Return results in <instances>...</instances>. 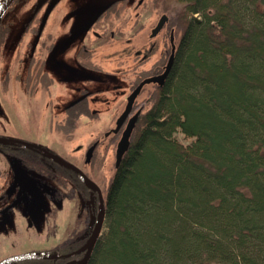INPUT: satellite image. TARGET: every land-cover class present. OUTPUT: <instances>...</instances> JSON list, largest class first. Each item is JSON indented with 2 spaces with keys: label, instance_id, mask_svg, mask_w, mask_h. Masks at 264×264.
<instances>
[{
  "label": "trees",
  "instance_id": "16d2710c",
  "mask_svg": "<svg viewBox=\"0 0 264 264\" xmlns=\"http://www.w3.org/2000/svg\"><path fill=\"white\" fill-rule=\"evenodd\" d=\"M152 2L173 15L175 62L106 189V231L91 251L6 264H264V0ZM67 111L61 128L75 129L72 116L89 108ZM32 151L37 173L84 182Z\"/></svg>",
  "mask_w": 264,
  "mask_h": 264
},
{
  "label": "rangeland",
  "instance_id": "374dc122",
  "mask_svg": "<svg viewBox=\"0 0 264 264\" xmlns=\"http://www.w3.org/2000/svg\"><path fill=\"white\" fill-rule=\"evenodd\" d=\"M102 1L78 0L75 4L80 11L89 14L96 3ZM38 2L15 0L10 12L0 21V136L30 140L47 151L52 159L64 158L76 165L97 183L104 197L115 174L116 148L122 131L107 137L105 134L115 127L117 118L124 111L137 72L149 70L161 57L167 61L171 51V30L176 42L180 34L173 25L171 13L163 12L160 6L155 7L152 0H145L141 6L139 0H131V18L126 24L123 20L117 21L113 27L116 32L113 50L101 42L93 45L96 54L90 61L98 69L80 65L81 58L76 56L78 47L87 43L83 39L85 36L79 38L73 48L62 49V56L58 51L54 63L51 54L34 53L32 47L37 34L34 30L41 24L34 22L29 27L27 24ZM163 14L169 16L170 22L151 39V30ZM70 27L65 17L59 20L58 16L49 20L46 31L60 32L61 37H56V46H60ZM152 46H156L153 56L150 55ZM124 48L127 51L130 48V52L126 54ZM137 50L144 52L140 51L137 56ZM108 52H114L111 58H107ZM147 55L150 58L145 62ZM67 65L75 70L68 69ZM45 70L48 72L46 79L42 73ZM154 90L153 85L143 90L135 111L149 107ZM85 93L91 94L86 99L89 113H77L76 118L72 116L75 129L61 128L68 118V106ZM175 136L183 144L192 142L179 132ZM96 140L100 141L95 152L97 161L86 164V152ZM20 172L23 175L19 189L11 181H5L3 186L6 197L14 196L16 208L3 215L0 210V263L29 254L56 256L71 247H77L75 252H80L88 243L99 216H104L97 192L69 172L50 173L47 170L39 174L36 171L32 181L35 199L30 200L29 209L26 197H22L27 191L26 185H21L26 174L21 167ZM105 231L104 222L101 234ZM80 261L74 257L67 264H79Z\"/></svg>",
  "mask_w": 264,
  "mask_h": 264
},
{
  "label": "flooded vegetation",
  "instance_id": "af4514ba",
  "mask_svg": "<svg viewBox=\"0 0 264 264\" xmlns=\"http://www.w3.org/2000/svg\"><path fill=\"white\" fill-rule=\"evenodd\" d=\"M76 1H78V0H46L45 3L37 11L38 5L41 2V0H39V2L36 4V7L34 8L32 18L29 19V22L27 24V27L32 25L34 22L41 24L40 28H38V30H34V27L36 25L33 26V28H32V31L34 30L37 32V34L34 35V36H36V38L33 42L32 47L34 46L33 47V49L35 50L34 53L35 52H39V53L43 52V53L51 54L52 61L54 63H56V53L58 51L62 56V49L68 48V46H70V48H73L75 42L79 38H81L82 36L83 37L85 36L83 39H84V42L87 41V43H83V44H81V46L78 47V49L76 51V56H77V58H81L79 61L80 65H84L85 67L90 68V69H98V67L93 65L92 62L90 61V58L96 54V53H94V51H96V50L93 48V45L97 44L98 42L99 43L101 42V43H103V45H107L109 49L113 50L112 41L115 39V36H116V32L113 29V27L116 25L117 21H118V23H120L123 20L124 24H126V22L129 20V18H131V8H132L131 0H117V1L116 0H103L102 3H99V4L96 3V6L94 7L95 9L92 10L89 14L88 13L86 14L85 12L80 11L78 8H76V4H75ZM93 1H98V0H93ZM144 2H145V0H139L138 5L141 6L144 4ZM10 7L4 13L5 15H7L10 12ZM100 7H106V8L101 13V15L98 17V19L93 22V24L91 25V27L89 29L84 30L80 34H77L81 30V28H83L86 24H88L95 17V15L97 14ZM163 15H165V14H163ZM58 16H59V20H62L65 17L66 23L71 26L68 29V32L65 35H63L65 37L64 38L65 41L61 42L60 46H56L57 45L56 44V37H58V38L61 37V35H59L60 32L55 33V32H47L46 31L49 20L52 17L57 18ZM3 17H4V15H3ZM161 17L159 18L158 22L155 24V26L151 30V34H150L151 39L156 38L165 29V27L170 22V18H169V20L166 23V25L164 26V28L157 35L152 37L153 30L155 29V27L159 23ZM172 32L173 31L171 30V33ZM171 33H170V37H171ZM27 38H29V36ZM129 40L130 39H128V41ZM155 47L156 46H152V48L150 50V55H152V56L154 55V52L156 49ZM140 51L144 52V50H137V53H136L137 56L140 54ZM123 52H125L126 54L129 53L130 48L128 49V51L124 48ZM72 53H74V52H72ZM113 54H114V52H111V53L108 52L107 58H111ZM170 54H171V51H170ZM150 55L145 56V62L147 61V59ZM169 57H170V55H169ZM163 60H164V58L161 57L158 61H156L153 64L152 67L149 68V70H144V71L142 70V71L137 72L135 79H134V82L132 84L133 88H132L131 92L129 93V95L145 78L159 75L164 71V67L167 64L168 60L165 61L164 65H162L161 62ZM32 62H33V60H31V64H32ZM44 64H45V62L43 63V66H44ZM159 64H161V66L157 67ZM66 67L70 70H75L74 67H70L68 65ZM154 68H156V70H154ZM36 72H37V69H36ZM36 72H35V74H36ZM149 72L151 74L147 76V74H149ZM42 73H43V75L46 74V76H48V72L46 70ZM28 74L30 75L29 69H28ZM52 79L53 78L51 77L50 81ZM149 85H153V86H155V88L161 87L158 84H149ZM147 86L148 85L144 86L143 90ZM143 90H142V92H143ZM142 92H141V94H142ZM83 96H86V97L84 99H82L80 102L86 101V99L88 97H90L91 94L85 93L81 97H83ZM128 96H127V99H128ZM81 97H79V98H81ZM137 99H136V101H137ZM136 101H135V104H136ZM80 102H78V103H80ZM78 103H76V104H78ZM71 104L68 106L67 110L70 107H73L76 105V104L75 105H71ZM126 104H127V102H126ZM135 104H134V110L131 113V115L129 116V118L131 116H133L138 110H141V112L143 111L142 108L135 111ZM82 115H84V114H82ZM128 119H127V121H128ZM127 121H126V123H127ZM121 131H123V130L121 129ZM27 143H31V141L30 140H24V139H10V138H4V137L0 136V160H1L0 161V210H1L2 215L5 213H9L16 208L15 200L13 198L14 196L13 197H6L4 195V187L3 186L5 184V181L6 182L11 181L12 185H15L16 188L19 189V187H18L19 186V180H21L22 175H23L20 172V167L22 168L23 172H25V174H26V178L22 179L23 183H21V185L22 184L26 185L27 195L25 194L26 192L24 191L22 194V197L23 198L26 197L28 208H29L30 203H31L30 200L34 201V199H35V192H34L35 188H34L32 181L35 179L34 176L36 173V169H35V165H34V152L32 151V149H38V148H33L31 146H28ZM5 144H7V146H5ZM39 150H41L45 154L49 155V153L47 151H45L44 149H39ZM25 152H28V155L26 156L27 158L24 155ZM24 201L25 200H23V202ZM28 218L30 219V217H28Z\"/></svg>",
  "mask_w": 264,
  "mask_h": 264
},
{
  "label": "water",
  "instance_id": "95a60500",
  "mask_svg": "<svg viewBox=\"0 0 264 264\" xmlns=\"http://www.w3.org/2000/svg\"><path fill=\"white\" fill-rule=\"evenodd\" d=\"M15 0H0V21L2 19V16L4 13L8 10V8L13 4ZM46 0H41L40 4L38 5L37 11L40 9V7L45 3ZM117 1V0H116ZM106 7H100L97 14L95 17L88 23L86 24L81 30L77 33L80 34L86 29H89L91 25L93 24L94 21L98 19V17L101 15V13L105 10ZM169 17L165 14L161 17L159 23L155 27L152 33V37L157 35L166 25L168 22ZM170 44H171V54L170 57L167 61V64L164 67V71L156 76H151L148 78H145L133 91L132 93L128 96L127 99V104L125 106L124 111L122 114L117 118L115 127L112 128L110 131H108L105 134V137L109 136L110 134H118L121 129H123L121 133V137L118 141L117 148H116V161H115V166L118 168L122 162V159L127 152L129 146H130V141H131V136L132 133L136 127V124L138 122L139 116L141 114V110H138L133 116L129 118L131 113L134 110V104L138 96L141 94L144 86L149 85V84H158L159 86H164L166 83V80L173 68L174 62H175V54L177 50V44L175 42V36L174 32L171 33L170 37ZM86 96H83L76 101H74L71 105H75L76 103L80 102L82 99H84ZM129 118V119H128ZM128 119V121H127ZM127 121V123H126ZM124 127V128H123ZM99 140L94 142L87 150L86 152V160L85 163L89 164L92 161V158L94 156L96 147L99 144ZM28 146H31L33 148H38V149H43L41 146L34 144V143H27ZM60 164L70 168L74 172L78 173L86 183L88 187H90L93 191H96L98 196H99V201H100V206H101V212L104 214V198L102 194L101 188L95 183L92 179H90L87 174H85L79 167L76 165L70 163L69 161L65 160L64 158H57L56 159ZM105 222L104 216L100 215L98 218V221L95 225V228L92 232V235L90 236L88 243L82 248V250L88 249L89 251L92 250L94 245L97 243L98 239L101 236V231L103 224ZM81 250V251H82ZM13 258H10L0 264H6L8 261L12 260Z\"/></svg>",
  "mask_w": 264,
  "mask_h": 264
}]
</instances>
